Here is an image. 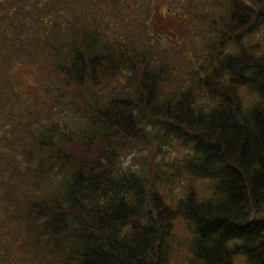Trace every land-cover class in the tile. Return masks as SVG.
<instances>
[{"label":"trees","instance_id":"16d2710c","mask_svg":"<svg viewBox=\"0 0 264 264\" xmlns=\"http://www.w3.org/2000/svg\"><path fill=\"white\" fill-rule=\"evenodd\" d=\"M190 2L181 16L203 20L209 50L190 75L172 77L185 53L171 67L159 49L152 23L169 8L156 0L134 11L128 0H0V89L19 85L8 57L33 54L53 63L64 98L49 114L78 113L36 126L37 112L21 117L6 146L13 181L3 198L21 210L33 253L58 264H168L181 223L189 264H264V0H213L220 10L210 12ZM173 139L192 152L160 176L154 155ZM134 148L147 151V168L123 165Z\"/></svg>","mask_w":264,"mask_h":264},{"label":"rangeland","instance_id":"374dc122","mask_svg":"<svg viewBox=\"0 0 264 264\" xmlns=\"http://www.w3.org/2000/svg\"><path fill=\"white\" fill-rule=\"evenodd\" d=\"M141 1L143 0H128L127 8L133 11L139 10L142 7L137 8V6ZM156 1V9L158 11L161 6L162 8H169L167 14L163 15L160 13L159 15H156L152 23L154 29L161 34L160 38L163 41V43L159 42V49L164 51L167 55L171 67H175L176 65L179 68L177 62L181 59V56H179L180 52L177 51L182 49V52L185 53V59H183L180 64L181 70H173V68H171L169 69V75L172 77L190 75L194 69V64L201 59L199 55L209 50L203 48V46L207 45L206 40L203 37L205 23L203 20L199 21L196 17L188 21V23L187 21L184 22L185 19H183L181 15L183 14V11H186L185 7L190 0ZM194 1L191 0L190 5H196V3L199 2L198 4L203 5L209 12L212 9L214 11L220 10V6L214 5L212 2L213 0ZM211 5H213V7ZM75 6L78 8L77 4H75ZM5 12L9 13L11 11L6 8ZM102 14L112 16L105 12ZM192 15L194 14L192 13ZM31 22L32 25H35L33 18L31 19ZM262 33L263 31L258 32V35L255 33L250 38L245 39L244 43L247 44L248 40L251 42L257 41ZM20 35L23 37L31 36L32 31L26 26L25 30H23ZM0 42H2L1 38ZM179 46H181V48ZM193 53L195 54V57L193 56ZM31 56H33V54L22 52L19 54V57H8L11 62L10 64H12L13 67V74L11 76L19 83V85L0 89V251H4L3 259L6 260L5 264H58L57 262L49 261L47 259L44 249L35 253L32 252L31 247L34 245V238H32V234H25L24 230L26 229V222L21 218L18 219L19 221L16 220L19 218L21 210L18 213L14 203L7 202L3 198L5 183L13 181L10 179L13 162L8 161V154L12 155L13 151H8V153L5 152L6 146L9 139H15L17 133H19V119L21 117L26 118L28 114L37 112L39 117L37 116L38 120L34 121L36 126L37 124L44 122V120H48L49 117L59 119L68 116H76V114L78 115V113L70 111V107H65L63 109L65 112H58L59 109H57L55 114H49V109L53 106V98L58 100L55 102V106L61 107L64 101V98L62 97L63 95L60 94V90H57L54 87L55 85L53 83L52 74L54 65L49 60H46V63L44 64L42 60H39L40 57L35 56L30 58ZM3 59L4 56L0 55V61ZM17 66H19L20 69H18ZM48 70L51 74L50 77H47ZM176 79L174 78V81L167 87L174 88L177 84ZM50 86L52 96H50V94L44 96V87L50 88ZM48 97H50V99H48ZM199 103L201 105L205 104L204 102ZM46 112L48 114H46ZM191 152V149L182 146L177 140H171L169 144L163 147L160 153L157 152L154 155L153 164L156 167L157 173L162 176V170L164 168L166 171L170 172L171 170L167 165L168 163H180L182 159ZM146 154V150H138L134 148L126 154L125 158L122 159V163L125 168L129 164H133L136 167L147 168L149 165V159L146 157ZM178 183L179 189L176 191V194L183 192L184 186L188 184L186 179H183L182 182L180 181ZM194 185L201 194L209 192V181H196ZM166 198L169 199L168 197ZM14 216L17 218L15 219ZM173 234L174 236L169 241L168 245L170 250V252H168V264H189L183 244V240L187 236L186 226H182L181 223L177 224Z\"/></svg>","mask_w":264,"mask_h":264}]
</instances>
